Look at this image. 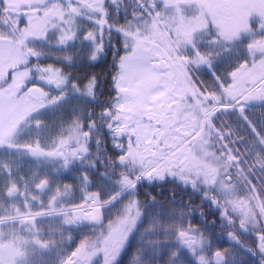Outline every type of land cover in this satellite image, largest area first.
Instances as JSON below:
<instances>
[{"label": "snow or ice", "instance_id": "obj_1", "mask_svg": "<svg viewBox=\"0 0 264 264\" xmlns=\"http://www.w3.org/2000/svg\"><path fill=\"white\" fill-rule=\"evenodd\" d=\"M110 55V80L88 71ZM248 255L264 264V0H0V264Z\"/></svg>", "mask_w": 264, "mask_h": 264}, {"label": "trees", "instance_id": "obj_2", "mask_svg": "<svg viewBox=\"0 0 264 264\" xmlns=\"http://www.w3.org/2000/svg\"><path fill=\"white\" fill-rule=\"evenodd\" d=\"M54 123V122H53ZM55 129H53V131H52V135H55ZM146 191H148V192H150L151 194H153V195H155V194H157V193H159V192H161V191H164V194L166 195V196H168V195H170L171 194V191H172V188H171V186L169 185V186H167V189L165 190V189H161V188H156V189H152V188H146L145 189ZM141 200H143L144 199V197H143V195H141ZM158 198V200H160L161 198L158 196L157 197ZM188 197L187 196H183V202L184 203H187V201H188ZM175 200H176V204L174 205L175 207H180L181 206V196L180 195H177L176 197H175ZM198 205H200V201L197 199L196 201H195V204L193 205V207H197ZM203 211L206 213V214H208L210 211H212L211 209H209L207 206H205L204 208H203ZM218 216H219V213H217L216 214V218H217V228L216 229H214L213 231L215 232V237H214V240H219L220 241V243L222 244V246L224 247V248H231L232 247V242L231 241H229L228 240V238H227V234H226V232H224V231H222L221 229H220V227H219V220H218ZM214 217H212L211 215H208V219L209 220H211V219H213ZM196 219H200V215H199V209H198V211L196 212ZM254 237H255V234H253V236L252 237H247V236H245V237H241V241H242V243H244L245 245H247V246H251L252 245V240L254 239ZM78 242V241H77ZM215 246V245H214ZM73 248H74V246H73ZM73 248H68L67 249V251L70 253L72 250H73ZM246 257V261L248 262V264H259V256H256L257 257V259L255 260L252 256H245ZM126 264H127V262H126Z\"/></svg>", "mask_w": 264, "mask_h": 264}, {"label": "flooded vegetation", "instance_id": "obj_3", "mask_svg": "<svg viewBox=\"0 0 264 264\" xmlns=\"http://www.w3.org/2000/svg\"><path fill=\"white\" fill-rule=\"evenodd\" d=\"M117 47H120L119 45H117ZM121 54H123V52L121 51ZM111 64H112V56L110 55L108 57V60H107V63L104 64V65H100L96 68H93V69H89L88 71H94V72H101L103 73L104 75H107L109 80L111 79V74L114 72V69H112L111 67ZM249 256H252V255H249ZM255 260L257 259L256 256H252ZM260 259V258H259Z\"/></svg>", "mask_w": 264, "mask_h": 264}, {"label": "rangeland", "instance_id": "obj_4", "mask_svg": "<svg viewBox=\"0 0 264 264\" xmlns=\"http://www.w3.org/2000/svg\"><path fill=\"white\" fill-rule=\"evenodd\" d=\"M256 112H257V115H259L260 110H256ZM243 259L246 260V257L244 256Z\"/></svg>", "mask_w": 264, "mask_h": 264}]
</instances>
